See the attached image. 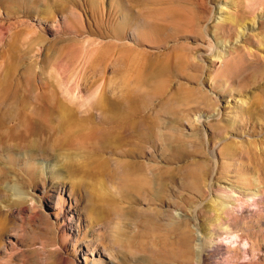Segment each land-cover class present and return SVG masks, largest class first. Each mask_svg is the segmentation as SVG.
Returning a JSON list of instances; mask_svg holds the SVG:
<instances>
[{"label":"rangeland","instance_id":"obj_1","mask_svg":"<svg viewBox=\"0 0 264 264\" xmlns=\"http://www.w3.org/2000/svg\"><path fill=\"white\" fill-rule=\"evenodd\" d=\"M202 237L264 264V0H0V264H200Z\"/></svg>","mask_w":264,"mask_h":264},{"label":"bare ground","instance_id":"obj_2","mask_svg":"<svg viewBox=\"0 0 264 264\" xmlns=\"http://www.w3.org/2000/svg\"><path fill=\"white\" fill-rule=\"evenodd\" d=\"M221 8V7H220ZM219 8V12H225V11H223L224 10V8L225 7H223V9L221 8L220 9ZM225 54H220V53H218L217 54V58L218 59H223V58H225V56H224ZM102 102H100V104H101ZM99 104V105H100ZM103 104V103H102ZM132 107H134V106H132ZM135 108V110H137V106H135L134 107ZM26 110H27V105H24L23 106V108H22V110H19V112L20 111H22V113H23V115H24V120H26L27 118H29L27 115H26ZM16 112H17V110L15 111V113L12 111L11 112V114L10 115H15L16 114ZM52 111H50V110H48V111H45V112H43L42 114H40V117L39 118H37V119H35V120H33V125L32 126H30V127H28V130H27V132L28 133H31V134H34V135H37V134H39V133H41V132H44L45 131V129H46V123L47 122H50L51 120V118H52V116L50 115V113H51ZM63 113V112H62ZM64 114V113H63ZM62 114V116L63 117H65L64 115ZM23 115H21V116H23ZM114 115V114H113ZM111 116V119L112 120H117L114 116H117V115H114V116ZM124 115L125 116H129L128 114H125L124 113ZM61 116V117H62ZM68 116V115H67ZM5 117H7L6 116V114H5ZM7 119H9V118H7ZM66 119V118H65ZM6 119L5 118H3V119H1V122H3V121H5ZM23 120V121H24ZM63 120H64V118H63ZM66 121V120H65ZM30 122H31V120L30 119H27L26 120V123L27 124H30ZM110 140V139H109ZM58 162V161H57ZM39 166H40V168H41V170H42V172H43V174L45 173V172H48L51 176H54L55 175V173H57L59 170H62L60 167V164L59 163H53V164H45L43 161L39 164ZM58 170V171H57ZM61 172H63V170L62 171H60L59 173H61ZM133 173V172H132ZM141 174V173H140ZM131 175V174H130ZM130 178V177H129ZM133 195V194H132ZM230 197H234L233 195H231ZM252 198V199H251ZM253 198L254 197H249L248 196V199L251 201V200H253ZM216 204V203H215ZM228 207H227V205H225V204H223V206H222V209H223V211H224V209L226 210ZM225 233L227 234V238H222V237H220L219 239L221 240V239H224V240H222V241H225V240H229V239H234V240H236V239H238V235H236L235 233H233L232 231H227V229L225 230ZM203 238V237H202ZM185 240V242H187V237L184 239ZM209 241V240H208ZM201 244H199L198 246H199V256H198V260H199V263L200 264H203V259H204V255H205V253H207V252H214V251H212V250H215V245H209L208 246V244L206 243V241L204 240V238L203 239H201V242H200ZM244 248H245V251L247 252V250H248V246H246V244H244ZM216 251V250H215Z\"/></svg>","mask_w":264,"mask_h":264}]
</instances>
